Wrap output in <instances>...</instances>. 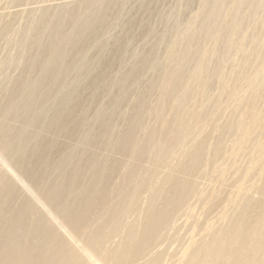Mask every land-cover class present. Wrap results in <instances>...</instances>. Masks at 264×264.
<instances>
[{"label":"rangeland","instance_id":"obj_1","mask_svg":"<svg viewBox=\"0 0 264 264\" xmlns=\"http://www.w3.org/2000/svg\"><path fill=\"white\" fill-rule=\"evenodd\" d=\"M1 177L59 261L264 264V0H0Z\"/></svg>","mask_w":264,"mask_h":264},{"label":"bare ground","instance_id":"obj_2","mask_svg":"<svg viewBox=\"0 0 264 264\" xmlns=\"http://www.w3.org/2000/svg\"><path fill=\"white\" fill-rule=\"evenodd\" d=\"M11 142L12 139L9 136L5 141V149L9 147ZM1 160L2 163L9 166L10 173L15 177V179L20 181L29 192L36 191V188H34L33 185L25 182V173H30V168H27L24 171L19 168L14 169L12 167V163L15 162L16 158L13 156H11L8 160ZM0 185L3 186L0 189V264H77V261L74 258L68 261H59V256L64 253L65 248L62 246L63 248L56 249L54 245H52L54 237L50 239L48 236H30L27 238L26 243L23 244V241L20 240L19 236L23 234L22 231L27 227L24 223L25 221H19L12 226L10 222H8L9 224H3V221L8 218L7 216L11 217L13 214L25 215L28 209L24 211V209H19L18 206H13V208H4V201H6V198L10 195L11 188L6 183L4 177L0 178ZM33 194L35 195V192ZM38 197L41 198V196ZM41 203L43 202L41 201ZM43 204L45 205V203ZM35 223L38 224L39 221L35 220ZM36 225L29 224L28 227L32 230V226ZM90 251L91 250H89V252Z\"/></svg>","mask_w":264,"mask_h":264}]
</instances>
